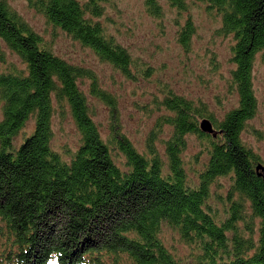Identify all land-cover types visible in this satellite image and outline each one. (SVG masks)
I'll return each instance as SVG.
<instances>
[{"label": "trees", "instance_id": "1", "mask_svg": "<svg viewBox=\"0 0 264 264\" xmlns=\"http://www.w3.org/2000/svg\"><path fill=\"white\" fill-rule=\"evenodd\" d=\"M105 1L30 0L47 22L126 76L133 77L134 67L149 70L107 31L100 19ZM144 1L150 14H161L158 0ZM169 2L179 12L188 2L204 4L219 18L218 34L233 38L229 83L237 102L214 119L203 103L168 88L161 121L171 125V134L159 154L153 133L146 152L117 130L101 135L80 82L90 78L94 95L110 104L113 97L92 70L56 54L0 0V38L23 62L0 67V264H264V175L241 139L257 109L252 68L257 54L264 62V0ZM194 31L188 17L177 39L188 46ZM56 108L70 113L79 132L74 151L52 145ZM204 115L216 136L200 130ZM193 133L207 154L194 178L181 155ZM220 176L229 178L224 195L213 188ZM213 194L222 196L220 211L209 200ZM164 226L191 247L187 258L167 245Z\"/></svg>", "mask_w": 264, "mask_h": 264}, {"label": "rangeland", "instance_id": "2", "mask_svg": "<svg viewBox=\"0 0 264 264\" xmlns=\"http://www.w3.org/2000/svg\"><path fill=\"white\" fill-rule=\"evenodd\" d=\"M59 56L71 63L88 67L93 71L100 89L113 97L114 103L97 97L91 92L90 78L80 82L90 101L91 112L100 134L107 137L112 130L125 134L141 152H146V140L154 134V144L159 154L164 153V139L171 134V125L161 121L168 113L160 100L170 88L195 102H201L214 119H222L227 109L234 107L237 95L229 83L234 63L231 60L230 35L218 34L219 18L202 3L188 2L186 9L179 12L169 0H158L161 14H150L144 0H107L100 17L115 38L122 42L143 67L144 72L134 70L133 77L126 76L110 63L100 60L88 47L73 40L67 33L47 22L44 14L30 0H6ZM192 19L195 31L188 46L177 39L178 29L185 19ZM22 59L0 38V67L22 66ZM252 82L257 101L255 113L246 122L241 139L255 152L264 165V62L260 53L255 56ZM0 104V118L2 117ZM213 120L209 115H204ZM200 117L199 123L202 118ZM54 148L62 152L74 151L80 136L70 113L57 108L52 118ZM26 133L33 127L31 118L24 126ZM22 132V131H21ZM23 133V132H22ZM19 136V139L22 135ZM216 136V135H215ZM186 147L181 155L190 177L195 176L206 160L205 144L195 133L186 137ZM67 149V150H66ZM117 162L123 165L124 157L116 154ZM229 178L218 177L213 184L223 195L228 188ZM216 193V192H215ZM216 194L209 199L220 211L223 200ZM224 202L226 199L223 197ZM162 236L167 245L181 258L190 255L191 247L185 244L169 226H164Z\"/></svg>", "mask_w": 264, "mask_h": 264}, {"label": "water", "instance_id": "3", "mask_svg": "<svg viewBox=\"0 0 264 264\" xmlns=\"http://www.w3.org/2000/svg\"><path fill=\"white\" fill-rule=\"evenodd\" d=\"M199 127L200 130L203 132H209L211 133L213 136L216 135L217 130L214 129L213 124L211 122L210 119H208L207 117L202 118L201 122L199 123ZM257 173L259 175H264V165L262 163H258L255 167Z\"/></svg>", "mask_w": 264, "mask_h": 264}]
</instances>
